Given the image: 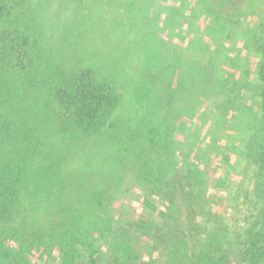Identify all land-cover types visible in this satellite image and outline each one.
I'll use <instances>...</instances> for the list:
<instances>
[{
  "label": "rangeland",
  "instance_id": "rangeland-1",
  "mask_svg": "<svg viewBox=\"0 0 264 264\" xmlns=\"http://www.w3.org/2000/svg\"><path fill=\"white\" fill-rule=\"evenodd\" d=\"M15 3L10 23L35 30L49 56L37 67L40 74L51 61L65 73L90 67L112 84L122 99L114 115L116 127L103 136L64 140L56 131L44 130L59 152L69 153L67 164L77 182L84 178V189L78 196L101 188L98 193L105 199L95 213L104 220L112 219L116 235L120 234V224L127 221L158 218L151 206L159 208L160 204L145 184L148 171L162 162L173 164L169 175L192 169L208 177L209 188L203 198L217 214L213 221H222L221 230L231 240L237 216L230 200L242 180L243 151L258 123L259 98L250 88H243L242 97L226 102L231 95L223 84L228 80L231 85L237 79L241 85H248L258 80L259 59L256 54L255 59L250 56L251 39L242 44L237 41L250 25L256 27V35L264 36V0H247L246 13L237 28L224 27L213 37L198 35L200 39L195 40L199 24L203 32L211 30V24L205 22V0ZM34 78L39 80V76ZM27 83L24 80L21 84L25 91L17 101L32 93ZM169 84L176 86L175 93ZM36 85L40 84L34 82L32 86ZM40 88L31 99L42 103L48 95ZM208 91L210 96L203 98ZM228 104L233 110L247 112V116L234 119L232 111L224 115ZM29 120L33 123L34 117ZM89 154L94 155L88 169L84 163ZM204 227L202 223L200 228ZM114 234L97 241L98 264H116L114 257L123 255ZM139 260L159 264L163 258L156 250ZM128 261L125 256L123 262Z\"/></svg>",
  "mask_w": 264,
  "mask_h": 264
},
{
  "label": "trees",
  "instance_id": "trees-1",
  "mask_svg": "<svg viewBox=\"0 0 264 264\" xmlns=\"http://www.w3.org/2000/svg\"><path fill=\"white\" fill-rule=\"evenodd\" d=\"M205 1V22L211 30L203 32L199 24L194 40L241 24L247 0ZM15 5V0H0V264H98L97 241L114 234L112 219L95 213L105 196L98 193L101 188L78 196L84 178L77 182L67 164L69 153L59 152L44 130L56 131L64 140L103 136L116 127L114 115L122 99L90 67L65 73L51 61L40 74L37 67L48 56L42 38L35 30L10 23ZM251 26L241 39L253 43L250 56H258V80L223 84L230 89L226 102L242 97L243 88L259 98L258 123L243 151L242 180L230 200L237 216L233 238L229 240L221 230L222 221H213L217 214L203 198L208 177L192 169L169 175L173 164L162 162L151 167L145 183L160 204L151 206L158 218L120 224V234L113 236L123 255L114 257L116 264H153L139 259L156 250L163 258L159 264H264V36L256 35V27ZM206 77L205 81L207 73ZM31 79L40 85L32 86ZM24 80L32 93L17 101L25 91ZM41 86L48 95L42 103L31 99ZM169 87L171 92L177 90ZM226 109L224 115L235 112L234 119L247 116L230 105ZM91 155L84 163L88 169ZM125 256L128 262H123Z\"/></svg>",
  "mask_w": 264,
  "mask_h": 264
},
{
  "label": "crops",
  "instance_id": "crops-1",
  "mask_svg": "<svg viewBox=\"0 0 264 264\" xmlns=\"http://www.w3.org/2000/svg\"><path fill=\"white\" fill-rule=\"evenodd\" d=\"M249 5H250V4H249ZM250 10H251V9H250ZM237 30H239V29H237ZM239 34H240V32L237 33V35H239ZM234 37H235V36H234ZM238 37H239V36H238ZM238 37H235V38H238ZM232 38H233V37H232ZM235 38L232 39L233 42L235 41ZM238 40H240V41H237L238 43H240V42H241V44L243 43L241 39L238 38Z\"/></svg>",
  "mask_w": 264,
  "mask_h": 264
}]
</instances>
